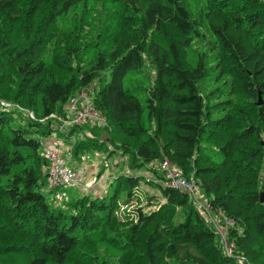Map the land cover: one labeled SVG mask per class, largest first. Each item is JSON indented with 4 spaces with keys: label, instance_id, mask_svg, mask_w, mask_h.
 Returning <instances> with one entry per match:
<instances>
[{
    "label": "trees",
    "instance_id": "16d2710c",
    "mask_svg": "<svg viewBox=\"0 0 264 264\" xmlns=\"http://www.w3.org/2000/svg\"><path fill=\"white\" fill-rule=\"evenodd\" d=\"M196 6L0 0V264H264V0ZM80 8L67 40L57 21ZM89 13L103 17L90 45L81 39ZM196 40H207L202 51ZM149 65L152 83H133ZM85 89L106 123L61 130L68 102ZM99 135L160 180L150 185L165 201L140 208L137 222L114 212L123 190L129 199L152 181L145 177L120 176L104 197L49 202L40 139L75 137L78 155L100 146ZM163 162L204 192L232 255L191 193L167 184Z\"/></svg>",
    "mask_w": 264,
    "mask_h": 264
},
{
    "label": "rangeland",
    "instance_id": "374dc122",
    "mask_svg": "<svg viewBox=\"0 0 264 264\" xmlns=\"http://www.w3.org/2000/svg\"><path fill=\"white\" fill-rule=\"evenodd\" d=\"M188 1L191 3L192 7L196 9V5H198L199 0ZM81 11V8L72 9L68 15H62L57 21L58 31L62 32V30L65 29V31L70 34L69 39L67 40H75L76 35L70 32H72L71 30H73L74 25L77 23L79 12ZM88 17L93 19V23L88 29H86V35L84 37L81 36V39L83 40L84 44L90 45L93 42V38H95L97 34V31L96 33H94V29L96 28L94 24H97L98 22L102 21L103 17L100 13H89ZM119 20V22L121 23L124 22V17L120 18ZM206 42L207 40H196L193 44V51H202L205 48ZM142 73L138 74L136 78H133L132 82H140L141 77L143 76V78L150 80L151 84L154 78V70L152 69V66L149 65L148 67L144 68ZM146 85L148 86V84ZM81 92L85 93V95H87L89 98H92L93 92H91V90L85 89ZM76 116L77 113L74 114V117ZM87 123L97 125L101 124L99 122L85 120L81 122V124L73 125H86ZM71 126H67V129ZM67 129L65 127L64 131L66 132ZM47 139L56 143L57 151L64 158L66 165L71 167L76 173V180L71 186L55 189H52L48 186L47 193L52 192L49 195V202L54 203L55 205H66L69 201L82 198L84 196L92 198L99 196L104 197L109 193L110 185L116 182L120 176L125 175L142 178L145 177L152 181L150 183L146 182V180L141 181L140 186L134 190L133 195L129 197V199L126 195V190H123L121 192V197L118 201V207L114 212V216L117 218L118 221H121L123 223L137 222L138 210L140 208L143 209V211L145 212L153 209L155 210V208H157V205L165 201L161 197V194L158 189L150 185L151 183L157 184L160 182V180L156 179V177L152 173L146 170L132 169L130 167L129 156L124 155V153L119 149V144L116 142L112 143L109 137L106 138L105 135L100 136V138L97 140V143H99L100 146L96 145V147H94L95 149H86L80 151L78 155L74 154V144L76 143L75 137L69 139V143H66L63 141V139L54 136ZM195 186L196 187L191 194L195 204V206H193L195 210H200L202 215L205 216L207 222L212 224L214 227H217V230L218 232H220L219 234L221 235L220 237L223 240L224 247L228 252L226 242L229 245L230 242L227 236H224L225 227L218 225L219 221L217 220L216 216L208 209V204L205 201L206 196L204 192L200 190L197 185ZM55 198L57 199L55 200ZM17 256L18 255H14V257L11 259L19 263L27 260L25 256ZM136 264H140V261H137Z\"/></svg>",
    "mask_w": 264,
    "mask_h": 264
},
{
    "label": "built area",
    "instance_id": "2783aa9c",
    "mask_svg": "<svg viewBox=\"0 0 264 264\" xmlns=\"http://www.w3.org/2000/svg\"><path fill=\"white\" fill-rule=\"evenodd\" d=\"M69 113L66 119H62L63 125L61 126V130L64 131V128L67 126H71L73 124H81V122L85 120H90L92 122H99L105 124V118L100 110H98L92 103L91 98H89L85 93L81 92L76 97L72 98L68 102ZM5 104V103H3ZM7 105V104H5ZM79 107V110H78ZM77 113V116L74 117V114ZM33 118V114H30ZM54 118L55 116H50ZM41 146L44 150L45 156L48 158L49 165V187L52 189L55 188H65L67 186L73 185L76 180V173L74 170L66 165L64 158L59 154L56 148V143L54 141L48 140L47 138H41ZM163 169L168 176L167 184L175 189H178L182 192H192L195 189V183L182 175L180 171L173 168L168 162H163ZM195 184V185H194ZM227 224L231 222L229 220L226 221ZM217 228V227H216ZM224 236L227 235L226 230L224 229ZM226 247L228 249V254L232 255L233 253V245H229L226 242Z\"/></svg>",
    "mask_w": 264,
    "mask_h": 264
},
{
    "label": "water",
    "instance_id": "95a60500",
    "mask_svg": "<svg viewBox=\"0 0 264 264\" xmlns=\"http://www.w3.org/2000/svg\"><path fill=\"white\" fill-rule=\"evenodd\" d=\"M259 96H260V98H259V102H258V104H259V105H262V104H263V101H262L261 95H259ZM261 201L264 202V197L262 198Z\"/></svg>",
    "mask_w": 264,
    "mask_h": 264
},
{
    "label": "bare ground",
    "instance_id": "6f19581e",
    "mask_svg": "<svg viewBox=\"0 0 264 264\" xmlns=\"http://www.w3.org/2000/svg\"><path fill=\"white\" fill-rule=\"evenodd\" d=\"M84 159V158H83Z\"/></svg>",
    "mask_w": 264,
    "mask_h": 264
}]
</instances>
